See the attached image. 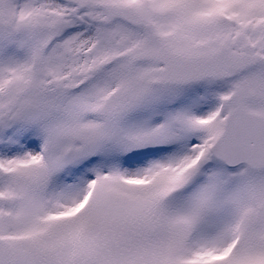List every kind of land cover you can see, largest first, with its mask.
<instances>
[{
	"label": "snow or ice",
	"instance_id": "snow-or-ice-1",
	"mask_svg": "<svg viewBox=\"0 0 264 264\" xmlns=\"http://www.w3.org/2000/svg\"><path fill=\"white\" fill-rule=\"evenodd\" d=\"M0 264H264V0H0Z\"/></svg>",
	"mask_w": 264,
	"mask_h": 264
}]
</instances>
